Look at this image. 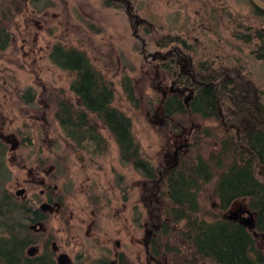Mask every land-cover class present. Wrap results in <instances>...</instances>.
<instances>
[{"label": "rangeland", "instance_id": "obj_1", "mask_svg": "<svg viewBox=\"0 0 264 264\" xmlns=\"http://www.w3.org/2000/svg\"><path fill=\"white\" fill-rule=\"evenodd\" d=\"M128 1L129 6L126 0H0V11L13 15L7 22L10 42L0 50V140L5 144L7 163L1 184L10 196L24 189L25 200L39 204L41 187L31 183L29 169L44 156L50 159L46 169L59 158L66 159L65 171L58 167L49 171L52 184L60 189L66 178L72 180V188L63 198V211L50 215L46 237L32 240L40 245L39 240L51 238L49 249L58 246L66 253L67 264H94L102 257L115 259L118 253H124L131 264H147L144 238L148 226L144 223L150 219L153 197L148 190L152 180L121 158L116 140L99 120L95 121L107 144L84 143L89 147L83 150L88 158L92 155L94 164L86 171L81 169L75 158V142L65 135L56 118L59 95L77 100L71 89L77 73L51 60L56 44L84 50L92 64L113 81L112 105L132 118L141 158L156 165L172 162L169 155L173 148H168L176 141L173 122L180 120L186 129L193 126L180 114H175L172 122H161L164 117L158 83L162 78H158L150 55L157 50L150 41L152 35L180 36L192 44L196 57L217 67L221 64L227 70L236 69L261 88L259 97L264 102V60L252 55L254 44L234 35L244 31L243 26L264 28V17L258 16L247 0ZM118 3L119 8L115 7ZM163 86L169 90L170 80ZM194 118L201 138L193 148L194 155L207 158L222 148L220 117L196 114ZM39 171L35 176L49 174ZM257 173L264 179V174ZM215 180L199 197V216L209 221L212 212H217V198L208 196ZM16 200L22 202L24 198ZM249 203L250 198H239L231 209L250 208ZM255 236L259 248H264V233ZM164 250L161 245L158 257L172 264L171 254Z\"/></svg>", "mask_w": 264, "mask_h": 264}, {"label": "trees", "instance_id": "obj_2", "mask_svg": "<svg viewBox=\"0 0 264 264\" xmlns=\"http://www.w3.org/2000/svg\"><path fill=\"white\" fill-rule=\"evenodd\" d=\"M247 1L258 16L264 17L263 10L256 8L251 0ZM115 7L121 6L118 3ZM12 16L5 10L0 11V50H4L10 42L7 22ZM243 28L244 31L234 35L245 43L254 44L252 55L258 60H264V28ZM162 39L166 44L178 42L174 36ZM159 40V35L150 37L151 43L155 45H158ZM50 58L63 69L77 73L71 87L77 100L73 101L63 95H59L58 99L56 118L65 135L78 144L90 141L101 146L103 136L95 121L99 120L116 140L122 159L134 164L145 174L146 179L152 180L148 190L153 200L150 203V219L146 222L148 227H156V235L147 236V264L164 263L157 255L161 245L165 247L166 253L171 254L172 264H264V248H259L254 232L239 222L223 218L235 200L248 197L250 207L258 212L256 230L264 233V183L256 177V168L259 164H264L263 129L250 135L249 146H252V151H244L239 157L235 152L233 158L223 161L219 152H212L208 158L197 155L174 167L156 165L141 158V146L132 131V118L112 105L115 100L113 81L92 64L87 53L73 46L56 44L51 50ZM227 73L236 74L233 69L227 70ZM226 84L224 97L227 109L231 111L236 107L238 112L249 109L248 106L252 104L243 98L240 82L234 83L228 79ZM218 89V85L214 89L216 92L210 88L206 95L202 89L197 91L192 102L195 115L204 118L217 116L215 99L218 98ZM259 104L264 107L260 97ZM178 111L182 113L184 110L180 106ZM4 145L0 140V229L3 233L0 236V264H53L52 251L48 245L51 238L45 241L43 253L33 256L27 252L36 236L29 228L30 207L27 201L17 202L1 184L7 166ZM233 147L236 146L233 144ZM215 178L208 196L217 198V212H212V219L209 221L199 216L202 210L199 197ZM181 222L184 223L182 226H175ZM160 234L166 236L162 238L165 239L164 244L161 243L163 240ZM94 264L131 262L123 254L118 263L102 258Z\"/></svg>", "mask_w": 264, "mask_h": 264}, {"label": "flooded vegetation", "instance_id": "obj_3", "mask_svg": "<svg viewBox=\"0 0 264 264\" xmlns=\"http://www.w3.org/2000/svg\"><path fill=\"white\" fill-rule=\"evenodd\" d=\"M126 1L129 6L130 2L128 0ZM137 20L138 23L142 22L139 25L144 27L145 24L142 21V19L137 18ZM166 36H174V35L160 36L159 43L158 45L156 44L157 46L156 52L154 54H150L152 58H154L155 60L158 78L160 79L162 78V80L158 83V90L161 96L160 107L164 117V120L161 122L165 123L168 120L172 122L174 115L180 114V115H186L187 118L192 121L193 127H191V129H186L185 126L183 127L182 122L180 120H178V123L173 122L175 123L176 126L174 130L176 141L174 142V145L172 147L168 148V149L173 148L172 154L169 155L171 157L172 162L169 163L167 162V165H163V166L174 167L178 163H183L185 161L195 158L197 155H200V154L194 155V150H193L198 140L201 141V138L199 137L200 127L198 125L196 126L193 125L195 110H194V106L192 105V102L195 100L198 90L202 89L204 91V94L206 95L210 92V88L214 90L216 89L217 85L219 86L218 98L215 99L217 103V110H216L217 116H213L209 118L220 117V122L223 127L224 135L222 136V139L219 141L222 144L221 146L222 148L218 151L219 155L221 156L223 161H226V159L228 158L229 159L233 158V154L235 152L237 153L238 157L241 154H244L243 153L244 151L246 153L251 152L252 146L251 145L249 146L250 135H252L254 132H257L259 129L264 130V107L259 104V91L261 88H257V86L255 85L254 81L251 78L247 76H242L240 72H237L236 69H233L235 70L236 74L229 75L227 73V69L224 68L223 65L219 64L217 67L215 66V64H212L211 62H207L206 59L202 60L198 58V56L196 57V52L192 44L186 42L180 36H174L175 39L177 38L176 40H178V42H171L166 44L162 39L163 37ZM142 50L145 51V48L143 47ZM148 55L149 54H145L146 57H148ZM228 79H231L232 81H234V83H237V81L240 82V85L243 87L242 88L243 98L249 100L250 104H252L248 106L249 109L245 108L246 110H243L245 112L243 111L238 112L236 107L232 108V110L229 111L225 106L226 101L224 94L226 91V86H227L226 82ZM165 80L167 81L170 80L171 86L169 90L165 88V86H163V82ZM214 91L216 92V90ZM253 97H254V104H253ZM180 106L184 110L182 113L178 111ZM167 110L171 112V115L166 113ZM206 132L209 133L207 130L205 131V135H207ZM7 139L10 138L8 137ZM102 140L104 141L103 143L106 145L107 140L104 137L102 138ZM84 143L86 142L82 141L80 144L75 143L74 150H75V158L80 163L81 169L86 171L88 168L93 166L94 162L92 155L90 158L86 156L83 148H88L89 146ZM233 144L236 146L235 148L233 147ZM46 160L49 161L50 159L46 158L45 156L39 158L38 159L39 162L35 166L31 167V169H29L30 174L32 175L31 183H34L35 185L41 187L40 195H39L40 203L38 204L36 203L37 201H33V200H32L33 202L30 200L32 203L28 202V205L30 207V211H29L30 214L28 217L29 228L35 233L36 236L38 237L43 236V238L46 234L45 231L48 229L47 223L50 215L52 213H58V214L62 213L63 198L66 197L68 189L72 188L71 185L72 180L69 177L65 179L64 183L66 184H64L63 189H60L57 184H52L51 179H49L50 170L55 169L56 171V168L58 167L60 170L65 171L66 159L59 158L57 160V163H54L51 166L49 165L47 169L45 167ZM126 163H130V162H126ZM39 170H42L43 173L48 171L49 174H47L45 177H39V176L37 177L35 176V174L40 173ZM258 171L264 174V164L263 165L259 164L258 167L256 168V177L264 183V179H262L258 175L257 173ZM159 180L161 181L162 177H160ZM26 194L27 193L24 189H19L15 194V198L16 197L18 199L24 198V201H29V200H25ZM233 203L231 204V206L233 205ZM143 204L144 206L146 204L145 198ZM231 206L227 210L228 213H226L227 211L224 213L223 215L224 219L239 222L245 225L243 218L249 217L250 215L246 211L240 213H238V211L240 209L249 210L254 217V227L251 230L254 232V234L260 233L256 230L257 220H258V212L256 210L252 209L251 207L244 208L243 206H238L236 209H231ZM232 212L238 213L236 214L237 216L229 217ZM144 226L147 227L148 223L145 222ZM155 228L147 227V231L145 232V238H144V246H146L148 235L150 237L156 235L154 234ZM39 242L40 245H38L35 240L31 243V244H37L31 246L37 249L35 252L31 253L30 255L34 256L37 254H41L45 251L46 242L41 240H39ZM29 246L27 248V252L31 248ZM62 254H66V253L59 251L58 246L53 245V250H52L53 264H62L60 261V257ZM123 254L124 253H118L115 259H110V260L113 263H118L120 256ZM102 258L109 259V257H102ZM68 261L69 260H67L65 264H67Z\"/></svg>", "mask_w": 264, "mask_h": 264}, {"label": "water", "instance_id": "obj_4", "mask_svg": "<svg viewBox=\"0 0 264 264\" xmlns=\"http://www.w3.org/2000/svg\"><path fill=\"white\" fill-rule=\"evenodd\" d=\"M251 1L254 3V5H255L256 8H258V9L264 11V0H251ZM136 22H138V20H136ZM245 211L248 212L250 216H249V217H244V218H243L244 224H245L249 229H253V227H254V217H253V214H252L249 210H246V209H240V210L238 211V213H240V212H245ZM238 213H236V212H232V213L230 214L229 217L237 216L236 214H238ZM36 249H37V248H35V247H31V248L28 250V253L31 254V253L35 252ZM67 260H68L67 255H66V254H62L61 257H60V261H61V263H62V264H65V262H67Z\"/></svg>", "mask_w": 264, "mask_h": 264}]
</instances>
